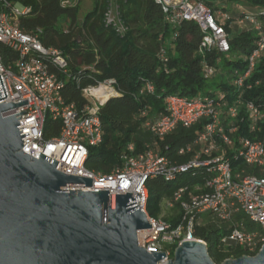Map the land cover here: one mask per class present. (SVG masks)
I'll return each instance as SVG.
<instances>
[{"label":"built area","instance_id":"obj_1","mask_svg":"<svg viewBox=\"0 0 264 264\" xmlns=\"http://www.w3.org/2000/svg\"><path fill=\"white\" fill-rule=\"evenodd\" d=\"M0 44L16 54V59L4 65L0 56V76L6 91L5 97L0 87V102L27 103L10 108L2 113L24 119L18 126L24 136L21 150L40 152L48 156L49 161L56 160V169L64 174L91 178L90 186L66 185L64 190L88 189L108 190L110 194L131 193L136 204L145 213L151 227L137 231V243L149 253L151 250L165 252L158 264H164L170 258L169 246L182 240L193 239L192 231L199 214L208 212L219 222L232 225L223 241H233L247 254L255 255L264 244V141L252 140L245 136L234 137L239 124L246 121L254 130L263 118L261 110L251 102H243L241 97L245 80L264 52V8L249 13L237 24L250 26L256 32V40L250 53L244 58V70L235 69L231 86L237 90L236 98H229L231 92L218 90L214 94L198 95L186 98L167 95L164 98L165 111L154 120L146 121L144 126L156 137L162 139L175 130L178 125L189 127L204 120L202 129L195 140L178 154L192 152V157L178 164L148 149L136 155H123V164L109 175L102 176L89 171L84 164L90 146L102 140V122L98 114L99 107L109 98L117 95L116 80L107 78L94 85L81 88L86 104L78 109L72 103H66L61 91L64 82L58 74L68 75V61L61 50L45 47L36 34L20 29L17 18L30 13V7L19 2L9 5L0 0ZM63 5H71L75 0H62ZM125 0H107L103 13V23L117 35H124L128 27L120 12ZM162 9L164 20L172 27L182 21H192L202 32L198 52L204 54L211 50L219 53L229 52V35L220 22L225 14L213 12L203 3L195 0H155ZM163 60L164 51L159 54ZM56 69L57 73L50 68ZM215 69L203 65L205 77L214 75ZM152 92L153 86L146 82L140 90ZM59 122L57 135L46 137L45 119ZM133 149L128 146V151ZM233 161H241L255 167L259 174H248L243 169L234 172ZM205 168L207 177L203 191L188 192L182 199L185 188L174 192L173 201L179 202L181 217L176 225L166 222L162 214L158 218L150 217L146 211L148 192L146 181L153 176L173 180L178 174L193 168ZM196 187L195 190H202ZM138 193V196L136 195ZM136 195V196H135ZM137 198V199H136ZM138 200V201H137ZM172 207L173 202L167 201ZM243 214L257 229L246 231L232 223L236 214Z\"/></svg>","mask_w":264,"mask_h":264},{"label":"trees","instance_id":"obj_2","mask_svg":"<svg viewBox=\"0 0 264 264\" xmlns=\"http://www.w3.org/2000/svg\"><path fill=\"white\" fill-rule=\"evenodd\" d=\"M9 5L19 2L30 7V13L20 15L17 24L25 32L36 34L48 48L62 51L68 61V75L57 73L63 80L61 96L66 103L78 109L86 104L81 88L94 85L107 78L116 80L117 95L109 98L99 107L102 122V140L90 146L85 168L102 176L109 175L123 164V155H136L153 149L178 164L186 163L193 154H178V150L190 145L202 129L204 120L175 130L162 139L156 137L144 126L165 111L164 98L178 95L193 98L198 95L214 94L218 90L231 92L229 98H236L239 92L231 86L235 69L244 70V58L254 46L256 32L250 26L238 25L237 21L249 13L264 8V0H195L203 3L213 12L220 11V18L229 35V52L211 50L201 54L198 46L202 32L192 21H182L175 28L164 20L162 9L155 0H125L120 12L128 27L120 36L104 26L103 13L107 0H91V8L82 17L79 15L81 2L63 5L62 0H5ZM0 2V7L2 6ZM164 51L165 59L159 54ZM232 56L231 59L227 55ZM2 63L8 65L16 54L0 44ZM224 60V62H223ZM209 64L214 75L205 77L203 65ZM231 65V69H227ZM146 82L153 86L152 92L140 91ZM243 102H251L262 112L263 118L254 130L247 122L239 124L234 137L245 136L252 140L264 141V52L255 64L241 89ZM59 122L45 119L46 137L57 135ZM133 149L128 151V146ZM234 172L241 169L248 174H259L255 167L241 161H233ZM207 177L205 168H193L178 174L173 180L153 176L146 181L148 192L146 211L150 217L162 214V202L171 201V213L162 215L163 220L176 225L181 217L179 202L173 201L174 192L185 188L182 199L188 192L203 191ZM200 187L202 190H195ZM199 214L192 231V237L205 242L208 254L215 264L225 259L237 258L247 252L237 244L223 239L232 225L210 219L200 222ZM232 223L240 229H257L245 215L237 214ZM177 244L169 246L170 258Z\"/></svg>","mask_w":264,"mask_h":264},{"label":"water","instance_id":"obj_3","mask_svg":"<svg viewBox=\"0 0 264 264\" xmlns=\"http://www.w3.org/2000/svg\"><path fill=\"white\" fill-rule=\"evenodd\" d=\"M0 87L5 97L1 76ZM3 102L0 264H158L165 252L149 253L137 243V231L151 224L131 193L64 190L66 185L90 186L91 178L62 173L56 160L49 161L40 152H23L22 137L30 134H21L18 126L25 118L15 115L25 111L2 113L27 102ZM164 264L215 263L205 242L193 238L182 240ZM220 264H264V244L255 255L228 258Z\"/></svg>","mask_w":264,"mask_h":264},{"label":"rangeland","instance_id":"obj_4","mask_svg":"<svg viewBox=\"0 0 264 264\" xmlns=\"http://www.w3.org/2000/svg\"><path fill=\"white\" fill-rule=\"evenodd\" d=\"M91 8V0H83L81 2V7H80V11H79V15L80 17H82V15ZM227 58L231 59L232 56L230 54L227 55ZM224 62V60H223ZM227 69H231V65H227ZM162 207V215H166L168 213H171V209L170 207L167 206V201L164 203H162L161 205Z\"/></svg>","mask_w":264,"mask_h":264},{"label":"crops","instance_id":"obj_5","mask_svg":"<svg viewBox=\"0 0 264 264\" xmlns=\"http://www.w3.org/2000/svg\"><path fill=\"white\" fill-rule=\"evenodd\" d=\"M164 203L166 202V201H163ZM162 202V203H163ZM237 215V214H236ZM235 215V216H236ZM212 218H214L215 219V217L214 216H212L210 213H208V212H205V213H202L201 214V217H199V220H200V222H207V221H209L210 219H212Z\"/></svg>","mask_w":264,"mask_h":264}]
</instances>
